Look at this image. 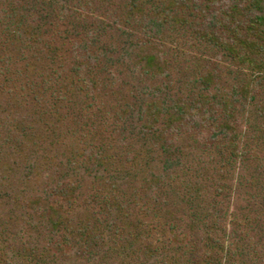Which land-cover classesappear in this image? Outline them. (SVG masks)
Instances as JSON below:
<instances>
[{
	"label": "trees",
	"instance_id": "1",
	"mask_svg": "<svg viewBox=\"0 0 264 264\" xmlns=\"http://www.w3.org/2000/svg\"><path fill=\"white\" fill-rule=\"evenodd\" d=\"M188 1L184 42L167 55L191 57V87H177L168 98L159 86L150 87L148 99L141 89L146 113L136 102L120 110L136 131L135 141L127 142L130 133L122 141L112 137L118 127L107 119L98 78L105 84L114 83V73L133 75L132 55L140 57L144 75L156 70V0H100L97 7L93 0H0L7 51L13 53L17 42L27 45L28 24H42L44 59L59 72L61 59L71 65L65 75L54 70L70 83L58 91L60 108L94 121L88 137L97 144L93 151L76 132L70 144L53 125L39 127L37 137L52 133L56 139L31 142L30 123L23 129L17 116L0 119L16 140L11 150L29 153L21 178L20 162L11 168L19 185L5 187L6 196L0 189V264H264V173H252L244 189L255 196L243 209L231 212L224 202L242 186L228 196L223 187L237 156L249 153L239 140L251 132L264 140V0ZM57 15L60 24L51 22ZM134 22L144 25L131 34ZM144 48L148 54L141 55ZM34 104L24 96L13 113L31 112L44 122L42 102ZM20 127L32 144L27 153L21 134L13 133ZM196 135L206 139L200 146ZM44 165L46 179L31 186ZM13 194L23 210L14 218L5 212L14 209Z\"/></svg>",
	"mask_w": 264,
	"mask_h": 264
},
{
	"label": "rangeland",
	"instance_id": "2",
	"mask_svg": "<svg viewBox=\"0 0 264 264\" xmlns=\"http://www.w3.org/2000/svg\"><path fill=\"white\" fill-rule=\"evenodd\" d=\"M191 5L192 4L188 0H156V31L158 32V37L156 38L155 43L154 56L156 62V70H150L148 72V75H144V71L142 69L143 64L141 60H139L140 57L137 58L132 55L130 61L136 67L133 75H131V72L126 73L125 71L124 73H114L115 77H117L113 81L114 83H112L111 80L106 79L105 84L103 76H101L103 78H98L100 82L98 87L102 86L104 100L108 104L107 110L109 113H111L107 114V112H105V115L107 114V119L110 121L111 125L114 124L118 127L116 132L112 131V137L114 139L118 141L125 140L130 133L131 140L128 139L126 141H135L136 131L132 126L133 121L131 123H124L127 114H125V112L121 113L120 110L125 109L126 112H128L127 108H125V104H129L132 106L133 102H136L135 106L138 107L139 110L145 111L146 113L145 106L148 99L147 93L149 92L150 87L153 88L154 86H159L162 90V96L166 98H168L169 94H172L173 89L176 90L177 87L182 90H189V88L191 87V72H186L190 70L189 66L191 65V57H175L171 55L175 54L176 52L167 55V50L169 48L176 50V48L181 47L184 42L183 34L186 32L187 26L185 19L189 17L188 11L191 10ZM79 6L81 7V5ZM92 6H101L100 0H93ZM81 9L83 10L84 7H81ZM39 14L44 16V14L42 13ZM4 16L5 12L0 13V20L3 21ZM20 22L21 21H19V23ZM51 22L60 24L61 19L59 15L54 17ZM140 25L144 24L134 22L131 28L133 30L131 34L137 33L139 31ZM1 26L0 119L7 120L11 119L13 116H17L23 122H25L24 124H21V127L23 129L24 125L30 123L31 129L28 138L31 142L33 138H38L39 141H41L40 139H45L46 141L56 139V136H54L52 133L47 139L37 137L38 135H40L41 128L39 127H42V130L44 131L45 125H48L50 128L53 125L56 130L55 133L60 135V139L71 138V141H69V143L72 144L73 133L76 132L78 137L76 140L78 142L85 141L87 142V145L90 149H94L97 144L95 142H91L92 140L88 137V129L91 128L93 130V127L89 125H91L94 121L89 122L85 117H72V111H66V109L63 107L60 108L61 104L57 98V96L60 95L58 91H60V89L61 91L67 90L65 88V85L66 87H68L70 83L67 81H63V76L61 79H57L56 77L59 76L58 73L65 75L67 73L66 71L71 67V65L70 67H65L66 64H64L61 59L60 64L62 66V70L61 72H59L57 70V64L51 63L50 60V63H48L45 60H48V58L46 54L42 52V50L46 46V43H44L45 35L43 34L46 29L42 26V24H28L27 28L32 32L28 38L29 42H27V45L25 46L19 45L20 42H17V46L15 47L13 53H11V51H7L6 42L1 37ZM13 28L15 29V25L13 26ZM51 44H54V42H52ZM49 46L50 45H48L45 50H47V48L49 50ZM142 47H145L144 43L142 44ZM27 48H29L30 52L24 51V49L27 50ZM142 54H148L145 48L141 52V55ZM139 63L141 64V66L139 65ZM51 66H53V68H51ZM184 66H186V68ZM39 67L42 68L38 75ZM54 70H56L58 73H55ZM8 83L9 85H12L10 88ZM72 87L73 86H70L68 90H70ZM141 89L145 93V98H147L146 102L144 101L145 98L142 96L143 93L141 94L140 92ZM9 90L13 91L12 95L8 94ZM156 94L157 92L155 91V96ZM24 96L28 99V101L32 100L35 103L34 105H41L42 102L47 112V118L44 120V122L43 120L39 121L37 118L31 116V112L24 113L21 111L20 115H18V113H13L16 110L20 109L19 102H22ZM38 100L40 101L37 103ZM137 117L138 115H135V118ZM135 118L134 121L137 122ZM85 123L87 124L83 125ZM138 123L141 122H137V126H139ZM21 127L19 128V131L14 130L13 133L17 132L21 134L22 144L24 142V149L27 153L29 147L30 149L32 148V144L25 142V135H23L24 132L20 133L22 132ZM8 129V127L0 126V135H4L2 138H0V155L1 158L3 157L2 159L6 162L5 167L3 169H0V175L2 176H0V189L3 188L1 194L4 196H6V193H4L5 187H17L19 185L18 179L14 178L16 172H13V169L11 170L12 166L15 165V162H20L17 173L19 178H21L26 171V165L28 164L26 160L27 156L29 155V153H27L26 155L25 153L15 154L16 152H13L11 150V147L13 143H16V140L15 138H13V135L11 136ZM249 135L251 136V138H249L248 140H246L245 138H241L237 143L239 148L246 147L249 151V153L246 154L247 159L244 156H237L234 168L232 169L230 167V171L228 172L231 180L223 182L224 193L226 196H228V191L230 189L232 191L236 189V185L242 186V188L240 189L241 191L234 192L230 199H227L226 201L223 199L225 204L227 205L226 207H228L231 212L237 211L239 210V208L243 209L245 207L244 201L250 199L252 196H255V194L252 193L251 190L246 191L244 189L245 186H249V182L254 174V171L257 168H260L259 173H264V167H262L264 165V140L262 139L263 136L259 137L258 132H251L249 133ZM196 136L199 139V146L200 142H202L203 140L206 141L203 135H201V138L199 137V135ZM252 138H258L256 144L252 142ZM45 145L47 146V144ZM42 149L48 150L47 147H43ZM68 150L69 147L61 148L62 152ZM10 151H12L13 153L6 154ZM93 151H96V148ZM45 167L46 166L44 165L40 175L36 174L34 176H31L29 181V184L31 186L38 180L40 182L41 178L46 179L45 174L49 171L45 170ZM3 177H7L8 180H4ZM6 192L9 191L7 190ZM6 198L7 197H3L1 199L5 200ZM22 200H24V198H22ZM14 202L15 197L13 194V204ZM207 207L208 204H205L203 209H206ZM22 211L23 210L22 208H20V205L18 206L16 204H14V209L11 208L5 210L6 216H12L13 218L18 217L19 214H22ZM254 212V209L250 210L251 214ZM31 213L35 214V210H32Z\"/></svg>",
	"mask_w": 264,
	"mask_h": 264
}]
</instances>
